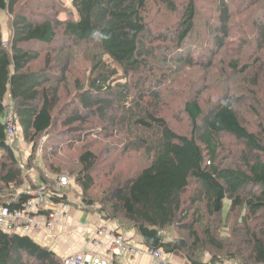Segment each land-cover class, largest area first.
Listing matches in <instances>:
<instances>
[{"label":"trees","instance_id":"16d2710c","mask_svg":"<svg viewBox=\"0 0 264 264\" xmlns=\"http://www.w3.org/2000/svg\"><path fill=\"white\" fill-rule=\"evenodd\" d=\"M254 2L264 8V0ZM24 3L0 0V18L8 17L4 39L0 21V204L16 205L10 198L30 181V170L43 179L62 175L77 187L71 190L81 210L134 228L147 247L182 253L189 264H264V100L251 90L252 129L238 110L243 96L227 90L205 106L198 95L187 98L181 108L188 133L172 129L159 106L164 66L195 64L188 40L206 39L216 60L232 40L228 0H210L209 20L200 0H71L66 18L44 20L29 15ZM261 18L253 21L260 49ZM70 45L84 46L92 65L88 78H76L69 89L74 60L64 50ZM216 60L207 68L216 69ZM230 68L243 73L248 66L232 58ZM61 86L68 95L74 90L62 105ZM7 104L30 146L24 167L18 145L15 153L6 143ZM93 121L106 135L108 128L119 132L123 152L142 151L149 163L123 180L96 182L99 156L83 144ZM223 139L233 145L229 155L221 154ZM69 151L74 155L61 154ZM96 188L98 197L91 194ZM0 264H62V258L25 234L0 229Z\"/></svg>","mask_w":264,"mask_h":264},{"label":"rangeland","instance_id":"374dc122","mask_svg":"<svg viewBox=\"0 0 264 264\" xmlns=\"http://www.w3.org/2000/svg\"><path fill=\"white\" fill-rule=\"evenodd\" d=\"M228 2L232 11L233 38L223 49L219 50L218 60L211 55L212 52L216 51V47H213L200 36V38L194 37L187 42L191 46L189 48L190 57L195 64L185 66L181 65V62H177L176 66H164V73L168 79L167 83L160 88L159 106L169 126L180 133H188L190 130L187 116L184 115L181 108V101L198 95L202 105L205 106L214 98L222 96L227 90H229V93L243 96L238 110L245 117L249 127L252 129L255 127L256 116L250 113L248 105L251 101L249 98L250 95L252 96L251 90L256 91L258 96L264 100V46L262 49L257 48V37L255 36L253 21L258 17L261 18L264 14V8L261 7L263 3H252V0H228ZM200 6L202 17L209 20L215 12L214 6L210 3V0H200ZM24 8L29 15H33L32 17L37 20L54 19L56 17L63 19L72 10L71 0H25ZM155 18H161V15L155 14ZM0 21L4 39L7 38L8 34L7 15L1 14ZM201 28L203 29V23H201ZM201 28L199 29L202 30ZM244 39L247 41L245 45H243ZM166 44L167 42H162L161 46ZM85 49L81 45L80 47L70 45L64 50L68 57L74 60L65 83L69 89L76 78L84 81L91 74L92 63L88 56H84ZM232 58H238L240 66L246 64L248 66L247 70L243 73L233 72L230 68ZM213 59L217 61L215 64L216 69L207 68L208 63ZM42 63L43 61L39 60L33 65L40 66ZM159 74L161 73L159 72ZM253 77H256L254 86L249 83V80ZM61 88L62 105L74 94V90L70 91L71 95H68V89L63 86ZM90 125L94 127V130L83 140V144L99 156V163L94 170L95 172H93L96 182L99 183L109 177H119L120 180H123L149 163L148 157L142 151L123 152L124 138L119 132L111 131V128H108L110 134L106 135L105 132H102L103 129L100 128L101 125L97 121L90 122ZM18 137L19 144L16 147L18 153L22 154L24 151V153L28 152L27 154H29L30 146L22 143L21 133L18 134ZM229 142V140L223 139L224 148L221 150V154L229 155L233 146ZM22 145H25L24 149H20ZM74 153L75 151H69L61 154L73 156ZM38 155H40L39 151ZM38 163L41 164L42 161L38 160ZM68 188H75L78 191L74 184L68 185ZM99 193V189L96 188L92 190L91 194L98 197L100 196ZM78 195L73 190L68 191V197L70 198H78ZM223 205V212L225 213L229 206L228 200L225 199ZM80 218L84 221L85 214H81ZM111 220L114 221L115 219ZM54 245L57 251L55 253L59 256L69 252V250L76 251L74 244L73 246L68 245L67 248L63 242L57 241Z\"/></svg>","mask_w":264,"mask_h":264},{"label":"built area","instance_id":"2783aa9c","mask_svg":"<svg viewBox=\"0 0 264 264\" xmlns=\"http://www.w3.org/2000/svg\"><path fill=\"white\" fill-rule=\"evenodd\" d=\"M5 108V139L16 153L20 128L11 114L10 105ZM27 153L16 154L20 155L22 167ZM31 171L30 181H25L10 198L16 205L0 204V229L25 234L54 252H57L54 247L57 241L67 248L74 244L76 251L63 254L62 264H139L133 258L140 255L149 256V264H171L169 254L160 248L147 247L133 235L129 236L115 220L81 210L79 199L68 197L71 189L66 176L44 173L43 179ZM73 208L80 215L85 214L84 221L71 213ZM79 240L83 242L78 247Z\"/></svg>","mask_w":264,"mask_h":264},{"label":"crops","instance_id":"0c3cea01","mask_svg":"<svg viewBox=\"0 0 264 264\" xmlns=\"http://www.w3.org/2000/svg\"><path fill=\"white\" fill-rule=\"evenodd\" d=\"M25 145H22L20 146V149H24ZM21 151V150H20ZM23 151V150H22ZM21 151V152H22ZM71 213L73 215H75L76 217H79L80 216V213L78 211H75L74 208L71 210ZM114 222V221H113ZM115 223L116 224H119L117 222V220H115ZM114 225V223H113ZM111 224V226H113ZM125 232H127V234L130 236V235H133L134 238L136 239H139V235L138 233L136 232V230L134 228H129V229H123ZM82 240H79L77 242L78 244V247L80 245H82ZM134 259V262L136 263H139V264H149L150 263V257L147 256V255H140V256H136L133 258ZM168 260L170 261L171 264H189L187 259L185 258V256L182 254V253H179V252H173L171 254L168 255ZM220 264H237L236 262L234 261H225L223 263H220Z\"/></svg>","mask_w":264,"mask_h":264}]
</instances>
